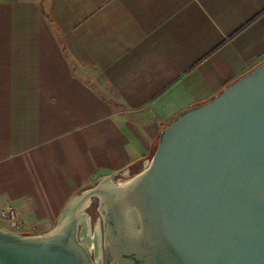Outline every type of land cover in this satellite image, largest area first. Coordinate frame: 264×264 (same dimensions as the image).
Returning a JSON list of instances; mask_svg holds the SVG:
<instances>
[{
	"label": "crops",
	"instance_id": "1",
	"mask_svg": "<svg viewBox=\"0 0 264 264\" xmlns=\"http://www.w3.org/2000/svg\"><path fill=\"white\" fill-rule=\"evenodd\" d=\"M263 62L264 0H0V208L52 232Z\"/></svg>",
	"mask_w": 264,
	"mask_h": 264
},
{
	"label": "water",
	"instance_id": "2",
	"mask_svg": "<svg viewBox=\"0 0 264 264\" xmlns=\"http://www.w3.org/2000/svg\"><path fill=\"white\" fill-rule=\"evenodd\" d=\"M129 181L101 199L108 264H264V62L175 118ZM79 223L0 228V264H91Z\"/></svg>",
	"mask_w": 264,
	"mask_h": 264
},
{
	"label": "bare ground",
	"instance_id": "3",
	"mask_svg": "<svg viewBox=\"0 0 264 264\" xmlns=\"http://www.w3.org/2000/svg\"><path fill=\"white\" fill-rule=\"evenodd\" d=\"M130 183H131V181H127L126 183H121V184L117 185V182H114L110 179L105 180L104 182H102L99 185V187H97L91 191H86L83 194H81L80 196H78L77 198H75L71 202V204L68 206L65 214L62 217V218H64V216H69V215L71 216L72 215V216L79 218V221L83 225L82 232H81L82 240L84 241V243L86 245H88V248L90 250H91V243L95 244V247H96L95 253H96V256L98 257V259L100 257H102V253H101L100 249L98 248V243H99V240L97 238L98 234L96 232L94 238L90 234L91 233L90 232L91 222H90L88 216H85L87 214L86 209L90 205L91 198L93 195L98 196L101 194V199L103 201L106 198V195L111 194V192H108L107 189L113 190V189L123 188V187L129 185ZM101 208L103 209V206ZM132 222L135 224V222L133 220H132Z\"/></svg>",
	"mask_w": 264,
	"mask_h": 264
},
{
	"label": "rangeland",
	"instance_id": "4",
	"mask_svg": "<svg viewBox=\"0 0 264 264\" xmlns=\"http://www.w3.org/2000/svg\"><path fill=\"white\" fill-rule=\"evenodd\" d=\"M129 180H127V181H129ZM121 183H123V182H121ZM121 183L117 182V185H119ZM97 187H99V184L90 187L89 190H87V191H91ZM100 200H101V194L98 196H95V195L92 196L90 205L86 209L87 214L85 216H88V218L91 222V224H90L91 236L94 238L96 232L98 234V236H97V238L99 240L98 248L100 249V251L102 253L104 250V216L102 214V209H101L102 206H101ZM80 223L78 224V226L76 228L77 239L84 246V248L87 250V252L89 253V256L91 257V264H108V258L104 256L105 251L102 253V257H100L98 259V257L96 256V253H95V251H96L95 244L91 243V250H90L88 248V245H86L84 243V241L82 240V237H81L83 225H82V223L81 224ZM0 228L3 229L2 226H0ZM7 231L12 232V230L11 231L7 230ZM14 231H15L14 232L15 234H19L22 232L21 229L20 230H14Z\"/></svg>",
	"mask_w": 264,
	"mask_h": 264
},
{
	"label": "built area",
	"instance_id": "5",
	"mask_svg": "<svg viewBox=\"0 0 264 264\" xmlns=\"http://www.w3.org/2000/svg\"><path fill=\"white\" fill-rule=\"evenodd\" d=\"M0 220L9 223L14 230H20L21 222L12 207L0 208Z\"/></svg>",
	"mask_w": 264,
	"mask_h": 264
},
{
	"label": "flooded vegetation",
	"instance_id": "6",
	"mask_svg": "<svg viewBox=\"0 0 264 264\" xmlns=\"http://www.w3.org/2000/svg\"><path fill=\"white\" fill-rule=\"evenodd\" d=\"M100 202H101V200H100ZM100 211V210H99ZM101 212V211H100ZM104 228H105V224H104ZM105 251V252H104ZM103 252H104V256L105 257H107L108 255H107V251H106V243H105V234H104V250H103ZM102 252V253H103Z\"/></svg>",
	"mask_w": 264,
	"mask_h": 264
},
{
	"label": "trees",
	"instance_id": "7",
	"mask_svg": "<svg viewBox=\"0 0 264 264\" xmlns=\"http://www.w3.org/2000/svg\"><path fill=\"white\" fill-rule=\"evenodd\" d=\"M155 151H156V149H155ZM155 151H154V153H155ZM154 153H153V155H154Z\"/></svg>",
	"mask_w": 264,
	"mask_h": 264
}]
</instances>
